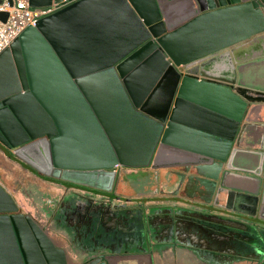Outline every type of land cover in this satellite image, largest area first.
I'll use <instances>...</instances> for the list:
<instances>
[{"label": "water", "instance_id": "95a60500", "mask_svg": "<svg viewBox=\"0 0 264 264\" xmlns=\"http://www.w3.org/2000/svg\"><path fill=\"white\" fill-rule=\"evenodd\" d=\"M28 3L59 7L0 53V152L54 180L59 207L32 214L0 182V264H151L127 251L123 229L97 226L105 215L123 223L103 211L123 206L113 193L126 200L120 189L140 181L152 192L125 215L139 235L160 205L264 225V84L242 77L264 59L239 54L264 35V0ZM223 55L232 79L219 75ZM69 203L99 210L87 254L52 227Z\"/></svg>", "mask_w": 264, "mask_h": 264}, {"label": "crops", "instance_id": "0c3cea01", "mask_svg": "<svg viewBox=\"0 0 264 264\" xmlns=\"http://www.w3.org/2000/svg\"><path fill=\"white\" fill-rule=\"evenodd\" d=\"M51 194V196L45 195L44 197L47 199L48 203H51L55 197L53 196V193ZM23 206L27 209H31L32 214L34 213L35 210L30 208V206ZM123 207L134 210V206L132 204L124 203ZM160 207L161 206H158L156 208L159 209ZM35 213L41 215L42 217L45 214L41 212V209L40 211L38 209ZM105 213H109L111 216L115 215V213L112 212V209ZM188 214L189 213H187L185 210L170 212L168 216H164L163 212H152L150 218L146 221V227L150 231L152 229L153 232L155 229H157V231L151 236L156 239V242L152 241L149 242V244H145L144 241L142 243L141 239H139L141 237L139 234H137L138 231L134 229L135 225H129V221L126 222L125 219L123 220V223H118L117 221H114L112 217L106 215L104 220L101 221L98 219L97 226L99 225L104 228L111 227L119 231L123 229L125 234L130 237L129 241L125 239L121 240L122 243L126 245L127 250L130 252L134 248L135 253H138L137 255H143L145 253L149 254L151 261L152 257H154V255L157 253H160L164 258L168 256H176L182 259L183 257H190L191 264H255V261H259L260 256L254 257L255 253L249 246L251 244V236L245 234L243 231L238 234L239 232L238 230L234 229L236 227L233 225V223H231V220H224L222 217H219L218 221L215 220L212 225H209L205 224L206 222H203V219H194L195 217L192 219H187L189 217ZM180 215L185 216V218L181 217ZM163 219H165V221L161 222ZM55 220L56 232H69L68 234L70 235V238L67 241L71 248L79 250L82 253L88 250L85 248L87 247L85 244L87 241H89V238L95 236L94 234H90L91 229H89L91 227L92 229L95 227L94 223L86 222L85 224L83 222L70 227L69 225L71 224L69 223L67 226L68 222L66 223V220L60 217L59 214H56ZM220 220H223L224 222L222 221V224H220ZM180 223H183V226L181 225L182 227L180 226ZM186 225L192 230L195 226H201V229L203 230L202 232L204 234H201L202 236L198 235V237L196 235H192L186 230ZM140 241L142 244L139 245ZM191 242L193 244H191ZM105 243L113 244L112 241H105ZM138 245L140 248L143 246L145 251L136 249ZM94 247L99 248L98 246ZM130 247L132 249H130ZM131 252L133 253V251ZM194 260L197 262L195 261L194 263ZM166 263L171 264L170 262L165 261L164 264Z\"/></svg>", "mask_w": 264, "mask_h": 264}, {"label": "flooded vegetation", "instance_id": "af4514ba", "mask_svg": "<svg viewBox=\"0 0 264 264\" xmlns=\"http://www.w3.org/2000/svg\"><path fill=\"white\" fill-rule=\"evenodd\" d=\"M239 47H241V48H239V49H241L240 50V52H239V54L240 55H245L246 54V56L248 57V58H251V57H254V56H259V55H262V58L264 59V35L263 36H258L257 38H255V39H248V40H246L241 46H239ZM224 53V52H223ZM223 53H220L219 54V56L221 55V54H223ZM219 56H215V57H212V58H210V59H215V58H217V57H219ZM224 57L223 58H218V59H221V61L225 64V65H227V67H226V69L225 70H223V71H221V74H219V75H221V76H224V77H226V78H230V79H232L234 76H233V70H231V66H232V64H231V61H232V59H230L228 56H226V55H223ZM248 62H250V61H248ZM260 62H262V63H257L255 66H254V64H253V66L254 67H251V66H249V69H247L246 71H245V73H244V75L242 76L247 82H256V81H258V79H260L259 81H258V83H262V84H264V60L263 61H260ZM236 66V65H235ZM209 68H210V64L209 65H207V67H206V69L207 70H209ZM198 71H200V69L198 70ZM257 76H259L260 78H257ZM9 152V151H8ZM10 153V152H9ZM0 171L2 172L3 170L1 169V167H0ZM28 172H30V173H32L31 171H29V169H28ZM139 173V172H138ZM39 178L42 180V181H44V182H53L54 180H52L51 181V179H49V180H46L45 178H42L41 176H39ZM146 184V183H145ZM120 191L121 192H124L127 196L128 195H130V197L128 198V200L130 201V200H133L134 202L133 203H131L134 207L135 206H137L136 205V200H139V198H135V197H142L141 196V194L143 195L144 193H151L152 192V188L150 189L149 187H147L146 189H144V183H142L141 181L140 182H138V183H134V186H133V188H130L128 185H127V188H122V189H120ZM172 191H173V189H172ZM114 194V195H113ZM112 195H113V199H118V196H117V194L115 195V193H113ZM120 195V194H119ZM126 196V197H127ZM133 198H135V199H133ZM130 203V202H129ZM126 204V203H125ZM100 206H101V210L103 211L104 209H105V206L106 205H101V203H100ZM161 207L159 208V209H157V210H154L155 211V213H157V212H163L164 213V216H168V214L170 213V212H174V211H179V210H181V211H183V209H178V208H176V207H171V206H169V205H160ZM46 209H47V212H49L50 211V213L52 212V208H51V206L50 205H47V207H46ZM96 209V211H98L99 212V210L97 209V208H95ZM95 209H94V211H95ZM136 209V208H135ZM134 209V210H135ZM117 209H112V212H114V213H116V212H119V213H121V217L123 218V219H125V215H135L138 211H137V209H136V211H133L132 209V212H131V210L130 209H127V208H125V207H123V206H120L119 208H118V210L116 211ZM120 210H122V211H120ZM95 211V212H96ZM153 211V212H154ZM105 212H107V210H105V211H103V213L105 214ZM187 213H189L188 211H186ZM35 213V212H34ZM53 214H55V213H53ZM188 215H190L187 219H192V218H194L195 217V215H191V214H188ZM56 216V215H55ZM89 216V218L91 217L90 215H88ZM181 216V215H180ZM105 217H106V215H105ZM181 217H184L185 218V216H181ZM150 218V216L148 217V219ZM122 219V220H123ZM194 219H196V218H194ZM202 220L203 222H206L205 224H209V225H212L213 224V222L216 220V221H218L219 219H215V218H209V219H204V218H199V220ZM84 220H86V219H84ZM205 220V221H204ZM225 220V219H224ZM91 221H93V219H91V220H89V221H86L87 223L89 222H91ZM165 221V219H163L161 222H164ZM196 221H198V220H196ZM221 221V223L220 224H222V221L223 220H220ZM193 222V221H192ZM224 222V221H223ZM67 223V222H66ZM232 223V222H231ZM55 224H56V220L54 219L53 220V223H52V227L54 228V230H55ZM176 224V223H175ZM177 224L179 225V223L177 222ZM176 224V225H177ZM181 224V223H180ZM66 225V224H65ZM233 225L236 227V228H234V229H236V230H238V234H240V232L241 231H243V232H245V234H248V235H250L251 237H250V241H251V244L249 245L250 246V248L254 251V253H255V256L254 257H257V256H260L259 257V261H255V264H264V225L262 226V224H258V226H257V229H255V226H253V225H251V224H246V225H242V224H235V223H233ZM67 226H68V224H67ZM89 229H92V227L91 228H89ZM56 231V230H55ZM193 231L194 232H197V233H202V234H204L202 231V229H201V226H195V227H193ZM92 232V231H91ZM57 233V232H56ZM93 233V232H92ZM159 233V232H158ZM237 233V232H236ZM141 238H139V239H141V241H142V243H143V241H144V239H143V237H144V235H139ZM141 241H140V243H139V245L140 244H142L141 243ZM253 242V243H252ZM145 243V242H144ZM135 244V243H134ZM139 245H138V247H136V249H140L141 251H145V248L142 246V248H140L139 247ZM249 246H248V248H249ZM91 249H88L86 252L84 251L83 253L81 252V251H79V250H76V249H73V248H71V251H74V252H76V253H79V254H87L89 251H90ZM128 251V250H127ZM131 251H133V253L135 254V255H137L138 253H135V249L133 248V250H131ZM130 251V252H131ZM178 258L179 257H176V256H168V257H163V256H161V254L160 253H157L156 255H154V257H152V264H164V262L165 261H167V262H170L171 264H179V261H178ZM123 262H126L125 260H123ZM129 264V263H128ZM167 264V263H166Z\"/></svg>", "mask_w": 264, "mask_h": 264}, {"label": "rangeland", "instance_id": "374dc122", "mask_svg": "<svg viewBox=\"0 0 264 264\" xmlns=\"http://www.w3.org/2000/svg\"><path fill=\"white\" fill-rule=\"evenodd\" d=\"M0 167L3 170L2 172L0 171V182H1L2 186L5 187L7 190L11 191V193H13L15 199L17 201H19L21 204L30 206V208H33L35 210L34 212H36L38 209L40 211V209H41V212L45 213V215H46V211H47V209H46L47 205H50L52 208L53 207L52 203H54L55 204L54 208L59 207L58 204L55 202H52L51 204H49L47 199L44 198L45 195H50V196L52 195L49 192L50 190L47 188V186H48L47 182L42 181L40 178H38L35 175L31 174L30 172L26 171V169H24L22 166H20L17 162L10 160L7 155H3L1 152H0ZM45 192H47V193H45ZM116 194H117L118 198H120V200H118V199L113 200L114 205H116V203H118L119 201H121V204L134 202L133 200H130V201L128 199L124 200L123 196L121 197V195H119L120 194L119 191H117ZM136 205L139 207L142 206V204L139 200H136ZM120 211H122V210H120ZM94 212L95 211H94L93 205L87 211H80L79 207H75V206H73V204H67V205L60 206L59 210L57 211V214H59L60 217L64 218L66 221H69V220L75 221L78 216L80 217V215L85 214L84 216H86V217L78 218L75 221V223L77 222L78 224H81L84 222L86 224V221L93 219V215L95 216V214H96ZM87 213L91 216L90 218L88 215H86ZM145 216H147V215H145ZM84 219H86V220H84ZM182 224L183 223H181L180 226ZM144 225L146 226V223ZM145 226L142 227V229L146 231V235H144V234H142V235H144L143 239H144L145 244H149L150 238H149V234L147 232L148 229ZM185 228L192 235H196L197 237H198V235L202 236L201 235L202 233L194 232L187 225ZM156 231H157V229H155L154 232H156ZM152 232H153V230L151 229V233ZM178 232H179V230H178ZM119 237L122 239L128 240V241L130 240V237H128V235L125 234L124 232H120ZM155 240L156 239L153 238L154 242H156ZM191 244H193V243L191 242ZM130 249H132V248L130 247ZM178 261L180 264H191L190 257H185V258L183 257V259L178 258ZM195 261L196 260H194V263H195Z\"/></svg>", "mask_w": 264, "mask_h": 264}, {"label": "built area", "instance_id": "2783aa9c", "mask_svg": "<svg viewBox=\"0 0 264 264\" xmlns=\"http://www.w3.org/2000/svg\"><path fill=\"white\" fill-rule=\"evenodd\" d=\"M52 4L46 7H31L28 0H0V13L7 14L5 20L0 18V53L29 25L58 9Z\"/></svg>", "mask_w": 264, "mask_h": 264}]
</instances>
